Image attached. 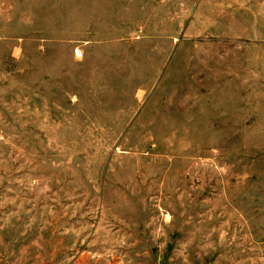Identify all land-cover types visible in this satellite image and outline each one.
Here are the masks:
<instances>
[{
  "label": "rangeland",
  "instance_id": "1",
  "mask_svg": "<svg viewBox=\"0 0 264 264\" xmlns=\"http://www.w3.org/2000/svg\"><path fill=\"white\" fill-rule=\"evenodd\" d=\"M0 264H264V0H0Z\"/></svg>",
  "mask_w": 264,
  "mask_h": 264
}]
</instances>
